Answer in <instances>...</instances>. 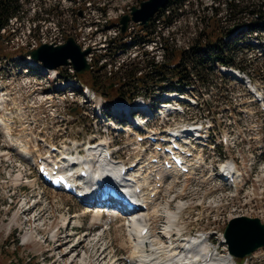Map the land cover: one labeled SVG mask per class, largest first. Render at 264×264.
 Masks as SVG:
<instances>
[{"label": "rangeland", "instance_id": "rangeland-1", "mask_svg": "<svg viewBox=\"0 0 264 264\" xmlns=\"http://www.w3.org/2000/svg\"><path fill=\"white\" fill-rule=\"evenodd\" d=\"M142 1L144 0H29L20 9L22 20L11 23L7 29L9 35H5V38L14 41L18 38L25 41L27 29H31L35 34L43 33L52 38H57L60 35L65 39L73 37L76 43L80 45L84 43L92 47L91 58L95 61L100 54H106L110 51V49L105 48L106 43L109 38H113L119 33V17L127 14L132 6L137 7ZM202 2L208 6L212 3L211 0H202ZM39 7L45 9L54 7L55 10L52 11V15H49V19L46 21L33 20L34 13L40 11ZM172 7L173 5L168 8V12H165L164 15L154 18L152 24L145 28L144 32L146 33L139 31L140 26L130 23L126 34L130 35V39L135 38L138 42H142L141 35L143 33L146 36L145 40L153 37L166 39L171 34L166 42L168 41L170 48H176V53H174L176 55L177 51L188 47L189 40L195 37L199 31L196 26L202 27L206 19L199 18L196 14L189 17V15L185 16L182 13H173L169 18V21L173 22V26L167 29L164 16L172 11ZM223 9L222 5L219 13L220 22L223 25H229V15ZM209 10L210 8L207 12ZM44 16L47 17V15ZM252 19L254 20V18ZM236 32L238 34L236 33L237 36L232 38L233 41L231 42L233 51L231 48L228 49V56L225 60L229 63V67H238L240 63L246 69L245 73L260 85L262 82L264 83V72L254 69L253 64L264 60L262 44L249 48L247 43H254L255 38L244 37L246 40H242V35L239 34L240 30ZM258 34L264 38V26ZM105 37L107 38L106 41ZM154 41L156 44L150 43L143 48L138 44L135 46L131 41L124 49L125 52L117 55V61L120 62L127 56L146 51L150 57L159 59L160 63H165L171 58V55L166 53L167 56H165L161 50L160 45L164 44L163 41ZM10 47H13L12 43L8 46L4 45L6 51H11L8 50ZM224 48L225 46H223ZM217 50L215 49V52ZM198 55L202 56L203 54L199 53ZM110 59L111 57H106L107 61ZM175 61L178 60L175 59ZM209 65H212V73L203 77L214 86V89L204 90L199 85L202 80H199L197 76H191L190 85L192 87L187 88L184 95L190 101L197 98L198 106L196 108L188 107L186 115L177 119H170L166 126H174L175 123L180 125L188 121H210L220 128V132L232 134V137L236 138L238 142V146L233 149V153H236L234 155L236 160L242 156L249 163H254L251 177L253 180L251 182L249 179L242 190L237 192H231L226 187H219V193L216 195L209 193L216 187V184L212 183L210 185L213 187L208 188L210 185L203 184L201 177L196 179L192 177L188 181L185 178H178L175 182L170 178L169 173L168 176L162 173L166 188L161 192L162 198L158 201V208L161 213L165 202L175 199L169 203V209L174 213L178 204H184L185 214L178 220L177 227L187 234L188 232L196 234V231H191L193 227L202 230V233H206L210 237L215 247L220 249L219 253L224 257L226 246L224 244V248L221 242L223 239L221 235L227 224L226 220L243 215L260 219L262 223L264 221V208L261 203L255 200L250 201L251 198L253 199L252 194L257 193L261 189V185H264V152L260 150L261 136L264 132V129L260 130V128L264 125V113L259 112V109L253 104L248 88L232 76L220 72L222 66L219 61L209 62ZM260 66L261 64L256 65V67ZM108 68L109 66H107ZM108 80L105 78V82ZM166 85L167 87L170 86L169 89L175 87L172 82ZM153 97L156 96L153 95ZM96 99L98 101L94 105L68 108L66 114L63 115L66 118L64 122L58 121L59 117L53 109L52 116L46 114L44 115L46 117L42 118L40 115L36 124L27 128L40 138H52L56 141L63 137L82 140L91 135L92 138L98 134V129L95 128L94 114L98 112L100 107L102 112L110 111V108L106 109L107 104L102 97L99 96ZM148 99L150 100L149 96ZM79 101L82 102L84 99L80 97ZM229 109L233 115H230ZM41 111L43 110L41 109ZM243 111H252L254 115L250 119H246L241 115ZM110 120L118 123V119L110 118ZM23 126L15 132L19 135L18 141L23 140L27 143L28 136L22 132ZM256 126L258 129L255 128ZM150 127L157 129L162 128L163 125L161 121L152 118L150 119ZM102 135L109 138L113 136V145H118L114 147L115 154L120 160H131L133 156L141 153L138 146H133L131 149L126 146L130 138L114 135L106 129H103ZM5 139L7 140V137ZM2 141L3 137L1 136L0 143ZM1 149L3 152L6 151V148ZM118 149L120 150L117 152ZM147 152H151V148ZM8 153L9 159L3 161L0 158V264H130L129 256L133 250L129 248L128 227L125 224L129 217L121 218L118 216L115 218L102 210L104 213L99 211L104 214L102 222L92 225L93 221L95 223L94 216L97 210H86L85 204L82 203L81 205V203L72 200L71 197L45 187L37 178L29 162L22 161L16 153L10 151ZM143 161L147 162L148 157L144 156ZM208 162L216 163L217 157L210 156ZM202 175H205V171L202 172ZM185 182H188L189 185L184 186ZM182 186L187 189L183 194L179 193L183 188ZM254 186L256 191H254ZM147 193L145 191L144 194ZM262 195H264V191ZM244 199H246V203L243 205ZM27 204L31 206V210L24 214V211L29 208ZM198 204L200 207L197 208ZM210 211L213 212L211 218ZM35 215H39L36 218V224L39 225L40 229L30 226L28 222V217ZM166 224L167 219L160 216L153 217L151 219V231L157 234ZM178 234L179 232L175 231L174 236ZM102 235V241L99 243L97 238ZM71 236L73 237L70 239ZM68 240L69 243L84 240L82 246L90 244L94 246L90 248L89 256L83 257L81 255L80 251L84 252V249L78 250V257L73 252L63 256L58 244L59 242L66 243ZM179 242V240L176 241L178 244ZM75 257L77 259L73 262ZM200 260L201 257H199Z\"/></svg>", "mask_w": 264, "mask_h": 264}, {"label": "trees", "instance_id": "trees-1", "mask_svg": "<svg viewBox=\"0 0 264 264\" xmlns=\"http://www.w3.org/2000/svg\"><path fill=\"white\" fill-rule=\"evenodd\" d=\"M211 1V5L213 4V6L205 5L202 0H169L164 8L165 11L173 5V10L170 12V15L165 17V21L169 26L172 24V21L168 19L175 12L182 13L184 11L186 12L185 16L189 15L191 17L193 14H196L199 18L203 17L202 19H206L202 27L196 26L199 31L195 37L189 40L187 49L184 48L183 50L177 51L175 55L176 48H170L168 41L167 43L164 42V45L161 46L163 52L165 51V56L167 54L171 55L168 62L176 64L173 68L170 69L167 63L153 64L154 61L150 62L147 58L135 56L129 58L126 62L123 61L111 75V79L118 78L117 82L111 80L112 83L116 84L114 88L108 87L107 82H105L106 77L100 76L102 75L100 69L106 66L107 61H104L98 66L99 72H96V74L89 71L82 75H77V77H80L93 91L109 100L119 98L131 100L138 94L146 95L153 93L152 95H154L156 93L154 87L158 82H162L167 77L181 81L184 83L183 86L189 82L185 80L187 78L190 79L191 76H200L199 78L203 80V76L206 75V70H211L209 62H223V58L220 57L223 55L222 47L217 52H215V48L220 47L219 45H225L223 40L227 38L228 30L231 26H246V30L241 31V34L248 36L256 34L264 26V0ZM24 3L25 0H0V30L6 26L9 27L11 18L21 19L19 11ZM222 5L225 12L229 15V25H223L220 22L219 13L221 12L220 7ZM208 8H210L209 12H207ZM206 13L208 14L206 15ZM33 20H40V17L36 15ZM254 36L258 37L260 35ZM169 38L168 36L166 39L162 38L161 40L165 41ZM228 42H230V39H228ZM125 46L120 36H118L114 39L109 38L106 48H110L111 54L114 55ZM199 52H202L203 55H198ZM175 59L178 61H175ZM96 65H98L97 60ZM122 79L125 80L123 81ZM133 81H136L135 86L131 85ZM150 85L153 86L150 87Z\"/></svg>", "mask_w": 264, "mask_h": 264}, {"label": "bare ground", "instance_id": "bare-ground-1", "mask_svg": "<svg viewBox=\"0 0 264 264\" xmlns=\"http://www.w3.org/2000/svg\"><path fill=\"white\" fill-rule=\"evenodd\" d=\"M66 51H67V49H65V48L61 49V50H59L58 54H61V52H66ZM122 108H123V104H119V103H116L113 106V110H116L117 112ZM169 108H170V106L167 105V106H165L164 109L169 110ZM2 129L5 132L4 134L6 135L9 144L13 145L18 151L20 150L21 156L23 158L27 159L28 161H31V154L32 153L29 152L28 150H25L24 145L19 144L18 142L16 143V141L12 137L9 136L7 126H4V128H2ZM99 145H100L99 147L96 146L93 150L91 149L90 151H87L86 157H80L76 160L71 161V163L75 164V166H77V167L82 166L79 168V170H85V173L87 174L85 181L89 182V184L93 185L96 179L102 177L105 181V184L103 185L102 190H109V188H113L114 186H118L119 191H120L119 195L123 197V200L125 201L124 203L125 204L132 203V204L137 205L138 203H135V198L132 197V194H131L132 189L128 188V185L126 184L125 180L118 177V176H114V180L111 178L112 173L114 175H117L116 170H115L116 165H114V163L111 161L107 162L102 155V151L105 149V147L107 145L106 142L103 141ZM121 163L123 164L122 161H121ZM96 164H99L98 167H96ZM116 164L119 165V168L124 166V165L121 166L122 164L117 163V162H116ZM147 165H149V163ZM223 168H225V166L222 167V170H224ZM148 171H149V173H154V172H151V171H154V169H152L151 167H148ZM169 173H170L171 178H177V176H178L176 174V172H174V171L169 172ZM137 179H138V177L136 175L130 176V180L136 182V184H135L136 188L139 187V183L137 182ZM90 180L92 181V183H90ZM143 180H144V182H146L148 179L144 178ZM92 187H93V189L94 188L96 189V187H99L98 182H96L95 185H93ZM123 191L127 192L128 196H125L124 194H122ZM92 196H93V198L90 199L92 205H88V203L84 202L85 200H82V203L85 204L86 210H93V209L97 210V213L94 216L95 223L93 221L92 225H95L96 223L102 222V218H103L104 214L99 212V211H101V209H103V208H106L109 211L108 213L111 214L115 218L118 216H120L121 218H127V217L130 218V220H128V218H127L128 221L125 222V224L128 227L127 232L129 235L128 236V241H129V245H130L129 248H131L133 250L129 256L130 264H194L193 259L199 260V255H200L199 251H201V249H199V251H197V252L194 251L193 253L187 252V251L182 250V248H183L181 246L182 244H180L178 247L167 249L165 247L166 245L162 241V239L167 238L169 236L170 232H174V231H170V230H172L173 227L176 226V223H175L176 220L181 218V215L183 214V208H185L184 204H181V203L178 204L176 206L174 213H173L169 209V201H166L164 207L162 208V212L160 213L159 212L160 209L158 208V205L155 204V199H147V198L143 197L142 194L140 193L137 196V198L140 201H143V199L146 200L145 204L152 209L151 212L148 211L146 216H145V214L139 213L140 210L137 209V210H133V211L127 213L126 214L127 216H123V215H121V213L119 211L120 209H118V207H116V209L111 208V210H110V209H108L110 207L107 208V207H103L104 205H99L101 203L100 201L95 202V198H96L95 194H93ZM86 197H89V195L86 194ZM160 197H161V194L159 195L158 199ZM152 202L154 203L153 205H151ZM28 207L29 208L24 211V214H26V212L28 210H31V206L28 205ZM123 208L124 207H122V209ZM133 215H135V216H133ZM38 216L39 215L28 217V222L30 223V226H34L35 228H39V225L36 224V222H37L36 218H38ZM156 216H160L161 218L167 219V224L163 228L164 231H160V232H162V237L160 238L159 234L153 233V231H150L151 234L149 232V234H147L144 238L138 237L137 231H138L139 225H141L142 223L149 224L150 219L152 217L155 218ZM152 225H153V223H152ZM72 237L73 236H71L70 239ZM102 238H103V235L100 236L99 238H97V240H99V243H100V241H102L101 240ZM55 239H56V235H55ZM57 239H58V237H57ZM69 242L70 241L68 240L66 243L65 242H59V244H58L60 246L61 254L63 256H66L69 253L73 252L74 254H76V257H78L79 253H77V252L80 249H84V252L80 251V253L83 257L86 255L89 256L90 248H92L94 246L91 244L88 246H82L84 240H79L77 243H69ZM187 242L189 245H192L191 238L189 240H187ZM124 246H126V245H124ZM76 257L74 258L73 262L75 261V259H77ZM226 262L228 263L227 255L225 257H221L219 260H217V259L213 260V264H227ZM195 264H206V261L203 260V261H200V262L195 263Z\"/></svg>", "mask_w": 264, "mask_h": 264}, {"label": "water", "instance_id": "water-1", "mask_svg": "<svg viewBox=\"0 0 264 264\" xmlns=\"http://www.w3.org/2000/svg\"><path fill=\"white\" fill-rule=\"evenodd\" d=\"M168 1L147 0L140 4L139 9L132 7L131 16L126 14L119 19L121 33L123 34L126 31L130 21L140 25H147L154 14L164 8ZM238 28V26H233L229 29V33L235 32ZM64 48L67 51L58 54L59 50ZM90 52V48L82 51L74 39L68 37L63 45L53 46L44 44L30 51L28 54L32 59L42 62L48 69H55L66 65L68 64V60H70L76 73L82 74L90 69V65L86 62V56ZM223 236L228 246V252L235 257L245 258L251 256L257 249L264 248V225L257 218L240 216L231 219L223 231Z\"/></svg>", "mask_w": 264, "mask_h": 264}, {"label": "built area", "instance_id": "built-area-1", "mask_svg": "<svg viewBox=\"0 0 264 264\" xmlns=\"http://www.w3.org/2000/svg\"><path fill=\"white\" fill-rule=\"evenodd\" d=\"M29 39H31V46H34L35 41L33 40V38L31 37ZM41 42H43V43L48 42V43L53 44V45H58V44H61L63 42V40L60 37H57V38L51 37L50 39H41ZM88 59L91 60V57L89 56ZM18 84L23 88L24 92L35 91L37 96L43 92L42 87H40L38 85L37 79L35 78V76L30 75V72L28 69L25 70L24 75L22 76V78L20 79V82ZM46 100H50V99L48 97H46ZM62 100H63V97H62L61 101ZM47 105H49V103Z\"/></svg>", "mask_w": 264, "mask_h": 264}]
</instances>
